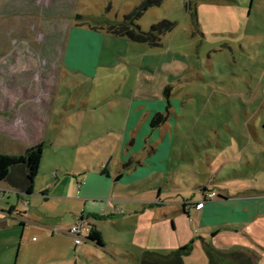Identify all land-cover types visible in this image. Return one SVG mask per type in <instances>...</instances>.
Segmentation results:
<instances>
[{
	"label": "rangeland",
	"instance_id": "374dc122",
	"mask_svg": "<svg viewBox=\"0 0 264 264\" xmlns=\"http://www.w3.org/2000/svg\"><path fill=\"white\" fill-rule=\"evenodd\" d=\"M146 3L151 4L134 20L139 31L148 32L163 21L175 25L161 37L158 46L134 43L109 33V28L121 24L125 16ZM80 26L104 35L96 68L87 76V82L75 86L67 79L62 56L69 30ZM230 59L242 63V71L238 70L239 65L223 68L221 63ZM263 64L264 0H0V155H23L28 147L35 146L40 133L43 140L31 195L18 200L13 191L6 192L5 201L0 199L5 204L11 198L16 207L14 217H24L23 210L27 214L25 223L15 222L10 235L0 234V264H118L119 260H112L92 242L75 247L73 239L65 235L83 213L82 201L70 200V191L76 190L78 179L73 174L81 165L84 168L93 161H108V154L114 153L122 123L117 105L134 97L156 95L158 91L164 96V89L168 88L167 96L179 97L177 111L185 115L186 123L200 118L207 126L204 133L218 129L227 150L216 146L195 150L194 145L207 144L197 129L186 142L190 146L182 140H175L174 145L181 151L186 148L191 157L200 153L205 157L206 152L216 153L218 163L227 155L232 160L235 151L229 147L240 141L239 135L245 129L243 143L253 145L252 140L249 142V128L262 119L264 89H259L258 100L252 105H242L236 97L242 93L248 102L249 95L245 84L236 81L228 92L230 96L234 94L229 105L235 116L232 123L223 106H214L218 94L211 74L228 73L242 81L250 77L253 80H249V87L253 90ZM246 68L255 70L249 74L244 72ZM50 98H54L51 106ZM203 111L204 116L212 114L214 119L200 117L199 112ZM225 124L234 129L238 139L228 136ZM263 153L264 150L256 152L260 162H264ZM245 155L252 157L251 150ZM250 160L256 165L253 157ZM172 170L178 173L171 176L169 191H173L174 184L187 188L184 181L191 178L187 171L183 177L184 170ZM230 171V178L225 170L221 173L227 176L216 186L219 190L236 193L244 186L264 189V170L258 171L260 184L253 179L244 180L243 169L237 164H232ZM234 172L238 174L235 176ZM106 214L99 209L98 215ZM94 225L100 229L110 255L123 254L114 244L117 238L130 241L129 224H125L120 237L109 221ZM52 230L55 233L51 234ZM177 236L178 232L171 237ZM45 241L47 247L41 248ZM4 242H10L9 246ZM137 242L154 248L142 239ZM127 251L126 261L119 264H138L135 260L140 249ZM184 264L206 262L195 250L186 256Z\"/></svg>",
	"mask_w": 264,
	"mask_h": 264
},
{
	"label": "crops",
	"instance_id": "0c3cea01",
	"mask_svg": "<svg viewBox=\"0 0 264 264\" xmlns=\"http://www.w3.org/2000/svg\"><path fill=\"white\" fill-rule=\"evenodd\" d=\"M103 35L104 32L102 36L101 34L99 36L83 26L69 30L63 50L62 65L67 79L73 85L78 86L87 82V76L92 69L96 68L101 50L100 39ZM254 41H258V38ZM258 48L262 49L263 46ZM221 65L223 68L239 65L241 67L239 71L243 68V64L235 59H230ZM243 70L250 74L255 69ZM258 70H260V76L253 90L249 87L251 82L249 80H253L250 77L242 81L234 79L228 73L211 74L214 76L211 81L217 87L215 92L218 94L214 106H223L227 111L226 118L232 123L235 116L229 109V105L232 103L231 96L234 97V94L230 96L229 89L236 81L245 84L247 88L245 91L247 90L249 95L248 102L242 93L236 98L241 100L242 105H252L256 99L258 100L259 89H264V64ZM219 71L227 72L225 69ZM53 100L54 98H50V106ZM179 101L178 96L165 97L162 96L161 91H158L156 95L151 93L139 98L134 97L130 102L126 101L123 105H117L121 109L122 123L119 124V137L114 153L108 154L106 157L108 161L104 159L93 161L86 164L84 168H81L83 166L81 165L77 173L73 174L74 177H78L77 187L76 190L72 188L70 193L72 197L73 194L76 197L70 196V200L78 203L82 201L83 204V213L75 220V224L84 221L90 228L94 226L99 231L94 222L109 221L113 224V230L118 237L124 234L125 224H129L130 241L117 238L114 244L123 252L117 256L118 259L110 255L111 252L107 250L103 237L102 246L93 243L97 249L108 253L112 260L116 262L119 260L118 264L126 261L125 258L129 255L127 250L134 247L140 249L135 260L139 264L141 256L146 252L153 253V259L160 261L161 256L177 251L176 249L191 242L190 253L195 250L200 251L202 260L206 264L210 263L207 252L215 255L213 264H264V189L244 186L236 193H231L227 189L219 190L216 187L218 183L224 182L222 180H226L225 176L228 175L230 178L232 164H237L243 169L244 180L253 179L256 180V184H260L258 171L264 170V162L258 160L256 152L264 150L263 106L260 107L263 111L262 119L257 126L251 124L249 128V142L252 140L253 145L243 143L242 138L247 132L245 129L244 133L239 135L240 141L229 147V150L235 151L231 157L234 159L230 160L227 155L223 156L222 161L218 163L216 153L208 155L204 152L205 157L201 153L191 157L186 154V148L181 151L174 145L175 140L179 142L182 140L185 146H190L186 142L197 129V134L206 137L207 144L204 145L201 142L198 147L194 145L195 150L204 149L205 151L207 147L215 146L216 149L227 150L222 145L218 129L211 128L204 133L207 126L200 122V118L193 120L190 124L186 123L185 115L177 111ZM181 108H183L182 105ZM199 113L200 117L204 116V111ZM156 114H162L165 121L160 126L152 128L151 121ZM204 117H208L209 121L214 119L212 114ZM17 125H19L18 122ZM223 126L228 136L238 139L234 129L228 124ZM1 129L3 130L4 127L2 126ZM40 135L35 138V145L42 143V133ZM248 150H251L256 165L250 160L252 157L245 155ZM244 156L247 157L245 162ZM179 168L184 170L183 177L187 171L191 178L184 181V184L188 185L187 188L174 184L173 191L170 192V179L176 173L172 169ZM249 168H251L250 172ZM224 170L227 175L221 176ZM237 174L238 172H234L235 176ZM15 177L18 179L22 177V174L17 173ZM13 191L17 194L18 200H22L21 197L24 195H31L11 187L6 182L0 183V199L3 201L7 199L6 192ZM209 193H215L216 197L208 200L206 195ZM60 199L64 200L63 197ZM6 206H9L8 209ZM23 206L25 207L26 203ZM99 209L107 214L98 215ZM23 212L24 217L16 218L14 217L16 207L11 204V198L5 204L0 202V234L3 233V237L13 232L15 222L20 220L25 223L26 210ZM109 217L112 219L109 220ZM74 218L76 219V216ZM176 232L178 236L173 239L171 236L174 237ZM53 233L55 231L52 230L51 234ZM65 235L72 238L67 231ZM101 236H103L102 233ZM138 239L153 244L154 248L139 244ZM9 243H5V246H9ZM45 247H47L46 241L41 245V248ZM185 258L186 256L183 258V264Z\"/></svg>",
	"mask_w": 264,
	"mask_h": 264
},
{
	"label": "trees",
	"instance_id": "16d2710c",
	"mask_svg": "<svg viewBox=\"0 0 264 264\" xmlns=\"http://www.w3.org/2000/svg\"><path fill=\"white\" fill-rule=\"evenodd\" d=\"M151 3H146L136 8L129 15L123 18V22L109 28V33L126 38L131 42L138 44H147L155 47L160 43V39L167 33H170L175 25L170 22H160L150 28L148 32H141L134 25V20L139 18L146 10V6ZM168 88L164 89L163 95L167 97ZM165 121L162 114H156L151 121V127L155 128L160 126ZM42 156V145H35L25 151L23 155L17 157H9L0 155V183L6 182L11 187L21 190L25 194H31L33 189V181L38 174L39 164ZM21 173L22 177L16 178L15 175ZM88 241L102 246L103 240L101 233L91 226ZM192 249V242L188 245L181 247L177 251L171 252L167 255L161 256V260L153 259L154 254L146 252L140 258L139 264H183V258L187 256ZM209 264H213L215 255L207 252Z\"/></svg>",
	"mask_w": 264,
	"mask_h": 264
},
{
	"label": "built area",
	"instance_id": "2783aa9c",
	"mask_svg": "<svg viewBox=\"0 0 264 264\" xmlns=\"http://www.w3.org/2000/svg\"><path fill=\"white\" fill-rule=\"evenodd\" d=\"M216 197L215 193H209L206 195V198L213 199ZM91 228L84 221H79L73 225L67 231V234L72 237L73 244L75 247L81 246L84 242L88 241Z\"/></svg>",
	"mask_w": 264,
	"mask_h": 264
}]
</instances>
